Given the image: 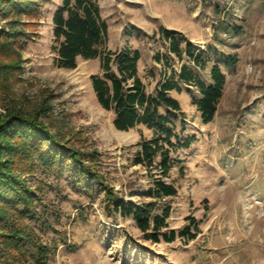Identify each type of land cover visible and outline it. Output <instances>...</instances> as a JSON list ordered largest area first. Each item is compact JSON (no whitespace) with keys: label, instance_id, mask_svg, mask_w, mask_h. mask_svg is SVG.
<instances>
[{"label":"rangeland","instance_id":"rangeland-1","mask_svg":"<svg viewBox=\"0 0 264 264\" xmlns=\"http://www.w3.org/2000/svg\"><path fill=\"white\" fill-rule=\"evenodd\" d=\"M97 2L108 23V47L139 49L138 72L148 92H155L164 78L163 63L154 57L167 51L160 26L182 32L209 56L204 69L196 68L202 78L210 80L215 62L226 74L217 111L208 122L194 103L200 95L195 86L170 92L184 112L172 113L175 131L180 139L191 134L196 139L188 148L171 149L180 161L163 178L177 193L157 201L154 212L169 204L163 231L180 230L193 216L198 234L154 242L131 216L107 209L96 181L68 167L39 169L27 176L40 188L39 217L31 223L52 248L48 264H264V0ZM61 3L42 0L38 16H22L29 35L24 45L0 37V61L20 65L6 69L11 74L0 90V111L7 104L40 111L66 141L93 152L94 168L116 193L126 201H150L145 192L152 176L134 162L135 143L156 132L144 124L127 130L115 126L113 110L99 103L91 81V74L101 72L99 58L78 57L74 68L55 63L52 17ZM229 53L238 58L232 67L223 64ZM171 61L179 68L174 55ZM151 172L159 176L157 168ZM3 262L36 264L14 251Z\"/></svg>","mask_w":264,"mask_h":264},{"label":"trees","instance_id":"trees-1","mask_svg":"<svg viewBox=\"0 0 264 264\" xmlns=\"http://www.w3.org/2000/svg\"><path fill=\"white\" fill-rule=\"evenodd\" d=\"M41 1L0 0V20H5L0 25V37L6 36L7 40L24 45L29 35L22 16H38ZM52 19L55 63L74 68L78 57L99 58L101 72L91 74V81L99 103L105 109L113 110L115 126L127 130L144 124L155 130L153 137H141L135 143L138 149L134 156V162L146 167L152 176L145 192L152 200L126 201L94 168L93 152L80 150L66 141L45 122L40 111L7 104L0 111V264H4L12 251L30 256L36 264H48L52 248L40 240L31 223L39 217L36 204L40 199V188L34 187L27 176L39 169L46 172L68 167L82 179L96 181L104 190L107 209L131 216L147 239L171 242L177 237L195 238L198 234L195 217L188 216L189 223L180 230L163 231L168 227L171 206L164 205L160 212H154L157 201L177 193V187L163 178L180 161L170 154L171 149L188 148L196 139L195 134L180 139L175 131L172 113L184 112L179 99L170 92L181 91L183 85L195 86L200 95L194 98V103L202 120L208 122L217 111L226 81L221 65L213 63L210 80H205L196 68L204 69L210 61L209 56L182 32L160 26L158 32L167 42V51H157L154 57L163 63L164 78L155 92H148L138 72L139 49L108 47V23L97 0H62ZM171 55L180 62L179 68L174 67ZM237 60V54L229 53L223 58V64L232 67ZM19 67V64L0 61V90L5 87V75L11 74H7L6 69ZM161 107L166 111H161ZM157 155L160 159L156 163ZM153 168H157L159 176H153ZM192 225L194 229H191Z\"/></svg>","mask_w":264,"mask_h":264}]
</instances>
